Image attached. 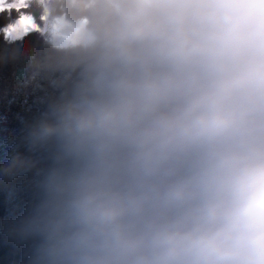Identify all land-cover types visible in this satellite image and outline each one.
Here are the masks:
<instances>
[{"label": "clouds", "instance_id": "9594fccd", "mask_svg": "<svg viewBox=\"0 0 264 264\" xmlns=\"http://www.w3.org/2000/svg\"><path fill=\"white\" fill-rule=\"evenodd\" d=\"M37 6L0 66L35 31L79 78L4 141L27 264H264V0Z\"/></svg>", "mask_w": 264, "mask_h": 264}, {"label": "trees", "instance_id": "16d2710c", "mask_svg": "<svg viewBox=\"0 0 264 264\" xmlns=\"http://www.w3.org/2000/svg\"><path fill=\"white\" fill-rule=\"evenodd\" d=\"M37 5L34 2L17 10L0 11V27L12 23L20 13L34 15L44 27ZM24 48L29 56L0 66V163L7 160L10 150L4 141L12 137L19 139L23 122L38 116L52 99L79 78L71 62L50 48L37 32L25 38ZM26 180L27 177H18L0 181V219L15 218L24 212L30 198ZM27 249V243L0 232V264H27Z\"/></svg>", "mask_w": 264, "mask_h": 264}, {"label": "rangeland", "instance_id": "374dc122", "mask_svg": "<svg viewBox=\"0 0 264 264\" xmlns=\"http://www.w3.org/2000/svg\"><path fill=\"white\" fill-rule=\"evenodd\" d=\"M34 2H38L39 3V0H0V8L4 9L5 11H10L11 9H16L17 10V9H20V8L27 7L30 4L34 3ZM14 5H20V7L16 8V7H14ZM0 11H2V10H0ZM25 15L29 16L28 13H20L19 18L21 16H25ZM19 18L15 19L12 23H10L7 26H10V25L14 24ZM44 27H45V25H44ZM44 27L40 26V30L43 31ZM65 38H67V37H65Z\"/></svg>", "mask_w": 264, "mask_h": 264}, {"label": "snow or ice", "instance_id": "6c2138e0", "mask_svg": "<svg viewBox=\"0 0 264 264\" xmlns=\"http://www.w3.org/2000/svg\"><path fill=\"white\" fill-rule=\"evenodd\" d=\"M14 7L19 8L20 5H14ZM0 10H4L0 8ZM32 18L29 16H21L14 24L10 25V31L17 35H23L24 32L29 31L34 28Z\"/></svg>", "mask_w": 264, "mask_h": 264}]
</instances>
